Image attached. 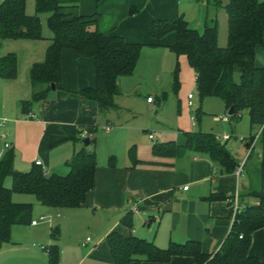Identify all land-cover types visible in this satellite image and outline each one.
Listing matches in <instances>:
<instances>
[{"label":"crops","instance_id":"obj_1","mask_svg":"<svg viewBox=\"0 0 264 264\" xmlns=\"http://www.w3.org/2000/svg\"><path fill=\"white\" fill-rule=\"evenodd\" d=\"M3 1L0 0V4ZM228 1L73 0L74 5L71 3L66 9L71 15L92 14L98 10V31L143 45L134 73L118 78L120 92L115 97L116 107L105 113L100 112L95 100L83 95L84 90L96 87L94 60L73 49H64L61 79L56 89H52L47 98L33 103L31 68L45 60L52 34L46 33L44 38L37 40L19 39L3 43L0 58L6 54V46L10 43H19L18 50L25 46L18 54L17 76L13 79L0 77V155L11 152L14 168L19 171H29L36 165V160H42L48 169L47 174L66 175L73 154L85 144L82 131H89V126H93L95 130L89 131V136L95 138L98 166L94 187L82 207L56 208L40 203L41 210L35 215L39 201L30 194L15 193V201L34 204L33 220L30 224L13 228L11 240L0 248V264H50L49 251L55 244L60 251L58 264H114L108 241L113 232L151 240L161 248L168 247L171 242L195 240L210 241L212 252L220 249L238 212L233 201L235 195H238L240 204H257L259 198L252 193L264 191V127L250 122L249 132L242 129L247 136H239V140L247 150L240 155L241 158L227 147L233 136L228 141H220L238 162H245L244 175L237 179L235 170H226L206 153L193 149L173 156L155 153L156 144L175 141L184 145L186 132L201 131L196 129L201 123L195 120L194 124V117H191V126L185 130L174 132L161 128L157 133L146 127L148 123L120 122L117 118L126 119L127 114H134L133 108H128L127 95H138L143 101L145 96H151L141 88L146 84L142 82L143 77L151 76L155 80L159 94L165 88L160 86L161 78L166 86L171 84L173 88V72L178 61L181 65V59L179 90L184 94L188 112L195 110V94L189 91L186 95V90L189 85L197 87L196 73L185 56L178 57L170 48L176 42L177 34L173 31L162 38H154L152 23L182 16L190 27L202 32L208 22L216 20L219 45L224 47L228 43L225 8ZM26 11L33 14L29 6ZM256 63L264 66V44L257 48ZM189 73H193L192 82ZM190 93L192 98H189ZM1 97L7 100L3 101ZM205 98L201 97L202 101ZM155 102L156 99L153 102L147 100V105ZM225 109L229 114L226 105ZM196 111L203 113L201 107ZM31 112L36 118H29ZM215 122L221 129L211 133L215 136L228 133L224 126L231 124V118L228 122L216 119ZM107 126L111 127L110 131H106ZM99 131L104 137L103 147L108 150V161L103 154L102 159L99 157L102 151L101 142L96 137ZM257 134L258 138L252 144V138ZM6 142L11 144L9 148L5 147ZM130 149H134L133 158ZM135 205L140 212L133 210ZM43 216L46 219L41 221ZM35 220L38 221L36 224L33 223ZM45 224H49V231L42 243L18 241L22 232ZM249 254L264 259V227L253 232ZM141 264L198 263L192 256L174 255L168 262L143 259Z\"/></svg>","mask_w":264,"mask_h":264},{"label":"trees","instance_id":"obj_2","mask_svg":"<svg viewBox=\"0 0 264 264\" xmlns=\"http://www.w3.org/2000/svg\"><path fill=\"white\" fill-rule=\"evenodd\" d=\"M71 3L74 5L73 0H36V13L31 15L26 11L27 0H4L0 4V48L8 40L44 38L41 14L47 13L52 37L45 60L31 68L33 103L47 98L52 83L57 85L60 81L62 51L68 48L94 60L96 87L84 90L83 95L95 100L100 112L105 113L116 107L115 97L120 92L118 78L134 73L143 45L127 42L122 36L101 33L96 28L100 12L73 16L66 11ZM225 8L228 43L224 47L219 45L216 20L208 22L203 32L190 27L182 16L157 20L152 23L151 33L154 38H162L176 32V42L170 48L178 57L187 58L196 73L201 97H219L228 111L234 108L230 118L238 121L246 111L253 125L264 127V66L256 63L257 48L264 44V0H229ZM180 70L178 61L173 72L174 91L180 87ZM17 72V54L3 55L0 76L13 79ZM197 113L200 117V112ZM94 130L95 127L89 126V131ZM185 135L186 144L175 141L156 144L155 153L173 156L193 149L208 154L226 170L236 169L239 162L214 133L196 131ZM89 138L90 144H83L73 154L66 175L44 173L38 165L29 171H19L14 168L11 152L0 155V248L11 240L16 225L30 224L33 220L34 204L15 201V193L34 195L48 207L84 205L88 192L94 187L98 166L95 138ZM130 156L134 157V149H130ZM9 175L12 177L10 187L5 184ZM252 194L259 198V203H247L236 213L231 231L218 251H211L210 241L171 242L161 248L154 241L113 232L108 241L114 264H141L143 259L168 262L174 255L192 256L198 264H264V259L249 254L253 232L264 227V191ZM59 253L57 244L50 248V264H58Z\"/></svg>","mask_w":264,"mask_h":264},{"label":"rangeland","instance_id":"obj_3","mask_svg":"<svg viewBox=\"0 0 264 264\" xmlns=\"http://www.w3.org/2000/svg\"><path fill=\"white\" fill-rule=\"evenodd\" d=\"M32 10V13H36V0H27V7ZM47 13L41 14L42 24H43V35L46 33L52 34V31L48 25L47 21ZM203 29V28H202ZM201 29V30H202ZM203 32V31H202ZM19 43H10L8 46H6L5 52L6 54L8 52H15L18 56V54L21 52V49L24 48V46H21L19 49ZM19 51V52H18ZM19 57V56H18ZM22 58V57H21ZM181 62V71H182V59ZM180 71V73H181ZM1 77V76H0ZM189 81L192 82L194 80L193 73H189ZM160 86L163 85L164 91L162 94L158 93V89L155 85V80L152 79L151 76H146L142 78V82L146 83L143 85L145 91H148L151 94V97H155L156 102L152 105H147V99L148 97L145 96L144 101L137 95H127V105H129L128 108L132 107L134 114H127L126 119L124 117L117 118L120 122H145L149 127V129H152L154 133H157L161 130V128H168V130L176 131L178 132L180 129L185 130L191 126V117H194L197 122H200L196 129L201 130L202 132H210L214 130H220L221 127L219 124L215 122L216 116H223L226 114V109L223 101L219 97H206L203 101L201 99V95L197 89V87H193L192 85H189V88L186 90V95L189 91H193L196 97V107L195 110L192 112H188L187 106L184 104V97L183 92L179 90L178 92H175L173 88L171 87V84L169 86H166V82L160 80ZM3 101H6L7 98L1 97ZM0 100V104H1ZM201 107L203 113L198 117L197 108ZM250 117L248 112H243V115L238 121H235L231 118V124H226L224 127L228 130V133L232 134L233 138L232 140L227 144V147H229L230 150L234 152V155L236 157H239L243 153L245 154V149L243 142L239 140V136H247L242 133V129L245 131L250 130ZM248 129V130H247ZM156 131V132H155ZM96 137L98 138V142H101L102 145V151L100 154V159H102V154L105 156L104 159L108 161L110 159L107 147H103L104 143V137L102 136V132L99 131L96 134ZM147 142V141H146ZM145 142V143H146ZM119 151V150H118ZM240 156L239 158H241ZM115 159V158H114ZM17 170V169H16ZM5 184L10 187L12 186V177L11 175L7 176L5 180ZM31 197L36 198L34 195H29ZM40 202L36 204V210L35 215H38L40 209ZM51 215V214H48ZM49 231V224L42 225L38 228H29L26 231L22 232L19 237H17L18 241L23 243H28V241H34L37 244L42 243L41 240L43 238H47V233ZM41 238V239H37Z\"/></svg>","mask_w":264,"mask_h":264},{"label":"built area","instance_id":"obj_4","mask_svg":"<svg viewBox=\"0 0 264 264\" xmlns=\"http://www.w3.org/2000/svg\"><path fill=\"white\" fill-rule=\"evenodd\" d=\"M203 1H207V0H203ZM192 97H193V94L190 93L189 94V98H192ZM147 100H148V102H153L154 98L150 96V97H148ZM190 104H191V101H190ZM29 118H36V114L34 112H31L29 114ZM215 119L218 120V121L228 122V121H230V114H225L223 116H217ZM193 122L195 124V122H196L195 118H193ZM110 129H111L110 126L106 127V131H110ZM81 135H82V138H84V139L89 138V131L87 129L83 130ZM258 136H259V134H257L256 136H253L252 141H251L252 144L255 143V140L258 138ZM150 137L153 138V134H151ZM215 137L219 141H228L229 139L232 138V135L229 134V133H224L222 135L216 134ZM241 139L244 140L245 138L242 137ZM10 145L11 144L9 142L5 143V147L6 148H9ZM36 165L41 166L44 173L48 172V169L46 168V166L44 165L42 160H36ZM244 169H245V162L244 161L239 162V164L237 165V167H236V169L234 171V175H235V177L237 179H240L244 175ZM185 189H188V186H186ZM233 201L236 204L238 211H240L241 209H243V208H245L247 206V202H245V203L243 202L241 204L239 203L238 195H235V197L233 198ZM133 210L136 211V212H140V210L138 209L137 205H135L133 207ZM45 219H46L45 216L40 218L41 221H43ZM37 222L38 221H36V220L33 221L34 224H36Z\"/></svg>","mask_w":264,"mask_h":264},{"label":"water","instance_id":"obj_5","mask_svg":"<svg viewBox=\"0 0 264 264\" xmlns=\"http://www.w3.org/2000/svg\"><path fill=\"white\" fill-rule=\"evenodd\" d=\"M52 89H53V90L56 89V85H55L54 83H52ZM233 113H234V108L231 107L230 110H229V114L232 115ZM90 142H91L90 138H86V139L84 140L85 145H89Z\"/></svg>","mask_w":264,"mask_h":264}]
</instances>
